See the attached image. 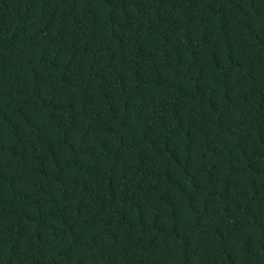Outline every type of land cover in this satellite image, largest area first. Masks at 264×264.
<instances>
[{"label":"trees","instance_id":"trees-1","mask_svg":"<svg viewBox=\"0 0 264 264\" xmlns=\"http://www.w3.org/2000/svg\"><path fill=\"white\" fill-rule=\"evenodd\" d=\"M0 264H264V0H0Z\"/></svg>","mask_w":264,"mask_h":264}]
</instances>
